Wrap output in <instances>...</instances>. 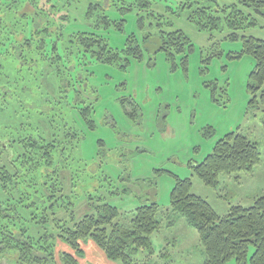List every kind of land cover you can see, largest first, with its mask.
<instances>
[{
    "label": "rangeland",
    "instance_id": "rangeland-1",
    "mask_svg": "<svg viewBox=\"0 0 264 264\" xmlns=\"http://www.w3.org/2000/svg\"><path fill=\"white\" fill-rule=\"evenodd\" d=\"M184 1L150 0L156 15L177 22L193 42L191 51L166 56L156 52L154 35L161 27H157L159 20L147 16L144 2L53 0L60 7L57 17L69 16L58 22L72 21L66 24L68 34L85 31L82 23L91 3H103L106 9L117 3L108 14L114 21L124 20V26H113L102 34L114 48H124L134 35L145 49L144 59L133 61L125 71L91 59L62 60L61 76L36 55L26 53L25 63L17 56L4 60L7 79L0 78V139L42 137L66 146L67 150L61 151L63 146L57 150L56 162L67 168L66 187L74 192L73 200L83 201L80 215L87 209L88 196L107 197L106 192L115 189L121 195L108 201L122 214L117 222L126 227L139 206L159 204L157 218L162 225L151 237L155 255L148 264L205 263L197 230L184 217L167 215L176 177L190 178L191 193L208 201L220 216L232 206L250 207L264 195L263 110L250 106L248 84L255 60L243 54L244 36L264 40V18L261 27L233 40L225 29L199 32L180 12ZM217 1L224 5L229 0ZM211 3L205 0L206 5ZM129 4L138 8L118 10ZM134 102L137 107L130 104ZM86 106L95 107V129H89L81 115ZM70 132H77L80 140L69 136ZM232 132L258 144L260 163L252 172L222 176L216 188L207 187L194 166ZM88 249L94 257L101 255L91 246ZM147 255L140 251L136 259L146 261Z\"/></svg>",
    "mask_w": 264,
    "mask_h": 264
},
{
    "label": "trees",
    "instance_id": "trees-1",
    "mask_svg": "<svg viewBox=\"0 0 264 264\" xmlns=\"http://www.w3.org/2000/svg\"><path fill=\"white\" fill-rule=\"evenodd\" d=\"M138 1L145 3L148 17L159 20L157 27L161 29L154 35L156 52L173 56L192 50V39L177 22L166 15H156L150 0ZM207 1L213 6L206 5L205 0L180 4V12L187 14L186 21L199 32L225 29L230 39L237 40L240 33L261 27L264 0H229L224 5L217 0ZM137 6L129 4L118 10L132 12ZM109 9L103 3H91L82 23L85 31L68 34L66 24L72 25V21L58 22L68 20L69 16L57 17L60 7L53 0H0V78L5 77L4 60L17 56L25 63L26 53L36 55L61 76L62 60L71 63L72 59H91L95 64L124 71L133 61L143 60L145 49L134 35L124 48L111 47L103 36L102 32L113 26H124V20L110 18ZM172 16L182 18L179 13ZM243 42V54L255 60L248 84L250 106L263 110L264 129V40L244 36ZM212 98L218 102L214 95ZM130 104L137 107L135 102ZM94 110V106L80 110L89 129L96 127L92 119ZM125 111L130 113L129 108ZM68 135L81 138L77 132ZM61 146L58 140L49 142L42 137L0 139V264H80L89 244H94L112 262L148 264L155 255L151 237L162 225L157 218L159 204L139 206L131 226L126 227L117 222L122 214L108 201L121 195L115 189L106 192L107 197L88 196L84 205L87 209L80 215L83 201L73 200L74 192L66 187L67 168L56 162ZM63 150H67L66 146ZM260 160L258 144L232 132L216 142L211 154L194 166V172L214 189L222 176L252 172ZM192 186L190 178L176 177L167 215L182 216L197 230L205 251L204 264H227L232 260L236 264H264V195L250 207L232 206L220 216L208 201L191 193ZM140 251L148 253L146 261L136 259Z\"/></svg>",
    "mask_w": 264,
    "mask_h": 264
},
{
    "label": "crops",
    "instance_id": "crops-1",
    "mask_svg": "<svg viewBox=\"0 0 264 264\" xmlns=\"http://www.w3.org/2000/svg\"><path fill=\"white\" fill-rule=\"evenodd\" d=\"M91 246L92 248H94V250L96 249L98 252H100V256L99 257H94L91 255V253L89 254V249L88 247ZM86 258L80 262V264H118L115 262H112L110 260H108L104 254L94 245V244H89L87 245V249H86ZM90 255V256H89Z\"/></svg>",
    "mask_w": 264,
    "mask_h": 264
}]
</instances>
